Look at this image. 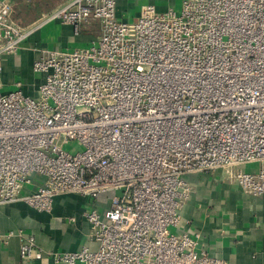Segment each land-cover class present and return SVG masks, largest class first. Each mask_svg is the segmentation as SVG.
<instances>
[{
	"label": "built area",
	"instance_id": "1",
	"mask_svg": "<svg viewBox=\"0 0 264 264\" xmlns=\"http://www.w3.org/2000/svg\"><path fill=\"white\" fill-rule=\"evenodd\" d=\"M14 1L0 0V58L50 22L99 32L85 48L41 51L36 96L21 81L0 89V203L48 212L58 194L121 191L102 213L84 212L96 248L48 251L56 264H226L170 227L185 174L222 168L264 194V0H182L177 12L148 3L132 20L116 17V0H66L26 26ZM69 140L82 148L65 151ZM4 235L18 238L21 264L42 257L32 234Z\"/></svg>",
	"mask_w": 264,
	"mask_h": 264
},
{
	"label": "crops",
	"instance_id": "2",
	"mask_svg": "<svg viewBox=\"0 0 264 264\" xmlns=\"http://www.w3.org/2000/svg\"><path fill=\"white\" fill-rule=\"evenodd\" d=\"M132 8L134 2L131 0H116V17L127 20L126 13ZM139 9L130 20L138 15ZM46 26L47 40H44ZM98 32L96 22L82 25L75 34L71 25L58 21L34 31L21 42L15 53L1 56V91H9L15 81H21L23 92L36 96L37 85L42 79L33 72L32 62L41 51L65 50L69 43L93 40ZM18 76L20 80H16ZM254 167V164L242 166L244 170ZM184 179L190 190L180 209L179 223L173 231L190 232L198 250L224 259L226 264H264V194L246 192L237 182L229 179L222 168L210 173L191 172L185 174ZM39 182L41 178L35 176L34 183L23 193ZM109 201V193L100 194L96 199L78 193L58 194L54 196L48 212L37 211L23 201L0 203V264L22 263L18 238L4 235L11 230L21 229L26 234H32L43 250L40 259L31 258L25 264H56L48 251H76L82 245L96 248V242L89 237L90 225L84 212L95 208L102 213L108 208Z\"/></svg>",
	"mask_w": 264,
	"mask_h": 264
},
{
	"label": "rangeland",
	"instance_id": "3",
	"mask_svg": "<svg viewBox=\"0 0 264 264\" xmlns=\"http://www.w3.org/2000/svg\"><path fill=\"white\" fill-rule=\"evenodd\" d=\"M66 0H15L14 6H13V18L19 25L26 26L33 24L35 21H37L43 13L50 10V8H56ZM134 2V8L131 9V11L126 13L127 20H130L131 17L135 15V12L142 4H154L157 9L163 10L165 7L170 6L173 8L174 11H179L182 0H131ZM45 9V10H44ZM44 10V11H43ZM52 24H49L48 26H51ZM48 27L46 26L43 30V39L47 40L46 37V30ZM91 41L85 42V41H75L72 43H69L68 48L65 49L67 51H73L75 49H81L88 47L90 45ZM51 46V45H50ZM37 77L41 78L40 73H36ZM21 76V75H19ZM18 76L16 80H20L21 78ZM12 87L11 89H13ZM1 89V85H0ZM81 145L73 140H69L68 142H65L63 144V149L65 151L74 153L76 151H79L81 149ZM253 165V164H250ZM255 165V164H254ZM244 168V167H243ZM121 191L116 190L112 191L109 194V198L113 197H119ZM170 229L173 231V228L170 227Z\"/></svg>",
	"mask_w": 264,
	"mask_h": 264
}]
</instances>
